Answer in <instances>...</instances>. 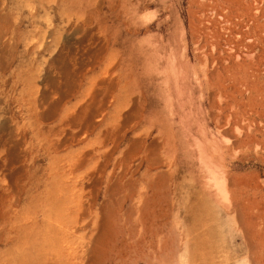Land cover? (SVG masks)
<instances>
[{
  "label": "rangeland",
  "instance_id": "rangeland-1",
  "mask_svg": "<svg viewBox=\"0 0 264 264\" xmlns=\"http://www.w3.org/2000/svg\"><path fill=\"white\" fill-rule=\"evenodd\" d=\"M0 264H264V0H0Z\"/></svg>",
  "mask_w": 264,
  "mask_h": 264
},
{
  "label": "bare ground",
  "instance_id": "bare-ground-1",
  "mask_svg": "<svg viewBox=\"0 0 264 264\" xmlns=\"http://www.w3.org/2000/svg\"><path fill=\"white\" fill-rule=\"evenodd\" d=\"M84 110H85V109H84ZM88 110H89V108H88ZM89 111H90V110H89ZM89 111H88V112H89ZM84 113H85V112H84ZM94 113H95V112H94ZM90 114H91V113H90ZM85 115H86V114H85ZM86 117H87V116H86ZM86 120H87V119H86ZM76 121H77V120H76ZM77 122H78V121H77ZM77 122H76V123H77ZM79 122H83V121H79ZM91 123H92V122H90V124H91ZM95 124H96V123H95ZM91 127H92V126H91ZM112 138H113V137H112ZM101 157H102V156H101ZM103 157H104V162H105V163L108 162V158H110V157H108V154H107V155H104ZM104 166H105V165H104ZM106 166H107V165H106ZM102 167H103V166H102ZM90 177H91V176H90ZM90 179H91V178H90ZM119 183H120V180H119ZM121 183H122V182H121ZM128 183H129V181H128ZM128 183H126V185H127ZM147 183H148V182H147ZM129 184H130V183H129ZM114 185H116V184H114ZM122 185H123V183H122ZM124 186H125V184H124L122 187H121V184H120L118 187L123 188ZM129 186L132 187L131 185H129ZM113 187H114V186H113ZM115 187L117 188V185H116ZM130 187H129V188H130ZM121 188H120V189H121ZM124 188H125V187H124ZM235 188H236V187H235ZM117 189H118V188H117ZM117 189H116V190H117ZM120 189H118V190H120ZM126 189H127V188H126ZM127 190H129V189H127ZM237 210H239V209H237ZM239 215H240V214H239ZM241 215H242V214H241ZM242 219H243V218H242ZM242 219H241V220H242ZM237 220H238V219H237ZM239 224H240V223H239ZM244 230H245V229H244ZM246 238H247V237H246ZM246 241H247V240H246ZM247 244H248V243H247ZM252 247H253V246H252ZM253 249H254V248H253ZM162 262H163V261H162Z\"/></svg>",
  "mask_w": 264,
  "mask_h": 264
}]
</instances>
